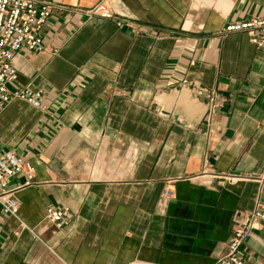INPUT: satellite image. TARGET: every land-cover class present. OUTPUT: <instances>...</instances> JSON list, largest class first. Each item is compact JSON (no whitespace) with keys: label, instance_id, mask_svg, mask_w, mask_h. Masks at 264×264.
I'll return each instance as SVG.
<instances>
[{"label":"crops","instance_id":"0c3cea01","mask_svg":"<svg viewBox=\"0 0 264 264\" xmlns=\"http://www.w3.org/2000/svg\"><path fill=\"white\" fill-rule=\"evenodd\" d=\"M37 1L56 7L45 49L13 64L44 107L0 114V155L34 169L9 180L0 264H216L235 214L264 203V51L224 33L264 0ZM103 1L113 19L84 14ZM240 254L264 264L263 225Z\"/></svg>","mask_w":264,"mask_h":264},{"label":"built area","instance_id":"2783aa9c","mask_svg":"<svg viewBox=\"0 0 264 264\" xmlns=\"http://www.w3.org/2000/svg\"><path fill=\"white\" fill-rule=\"evenodd\" d=\"M55 8L52 3L37 0H0V114L15 101L25 102L38 110L43 109V91L15 87L18 83V74L13 62L15 56L21 52L44 51L41 31L51 20ZM84 14L89 18L113 19L110 6L105 1L86 10ZM224 33H243L257 50L264 51V16L228 23ZM20 174H24L27 184H30L34 178V169L24 157L14 151L1 154L0 211L5 216L16 218L18 215L19 204L14 197L16 190L9 189L8 184L10 179ZM172 196V190L169 186L166 187L162 192V198L170 200ZM45 219L57 229H61L66 224L67 210L48 208ZM232 223V235L226 254L216 264H253L241 256L240 250L255 226H264V203L258 202L251 212L235 214Z\"/></svg>","mask_w":264,"mask_h":264}]
</instances>
